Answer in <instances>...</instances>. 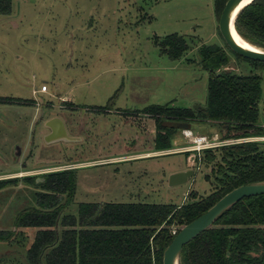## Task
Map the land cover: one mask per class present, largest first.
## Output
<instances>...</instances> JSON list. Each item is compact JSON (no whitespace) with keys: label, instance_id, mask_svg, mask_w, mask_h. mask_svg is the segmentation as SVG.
I'll return each instance as SVG.
<instances>
[{"label":"rangeland","instance_id":"rangeland-1","mask_svg":"<svg viewBox=\"0 0 264 264\" xmlns=\"http://www.w3.org/2000/svg\"><path fill=\"white\" fill-rule=\"evenodd\" d=\"M213 3L11 0L10 13L0 15V179L18 180L0 188V230L17 232L0 241V264L21 258V239L28 245L34 233L13 227L38 190L21 179L25 175L73 169L75 188L63 213H75L79 202L179 205L190 192L196 198L211 192L204 179L209 168L195 162L201 152L181 149L190 145L183 128L175 126L170 148L155 149L154 119L142 110L153 104L204 107L201 44L222 47L228 66L242 70L222 40ZM170 33L182 35L188 46L178 59L161 53L156 43ZM257 72L263 92L264 75ZM42 84L46 91L33 92ZM51 114L64 120L72 140L45 141L43 120ZM187 128L220 139L209 122L191 121ZM188 168L193 173L186 181L168 183L171 173Z\"/></svg>","mask_w":264,"mask_h":264},{"label":"trees","instance_id":"trees-1","mask_svg":"<svg viewBox=\"0 0 264 264\" xmlns=\"http://www.w3.org/2000/svg\"><path fill=\"white\" fill-rule=\"evenodd\" d=\"M225 1L214 0L218 16ZM10 11L11 0H0V15ZM234 28L249 43L264 49V0L244 5L234 18ZM156 43L171 59L180 58L188 47L177 33L164 35ZM228 51L244 65L242 70L228 66L231 59L222 47H197L207 72L203 109L153 104L142 110L154 119L155 149L170 148L176 124L187 123L189 127L191 121L217 125L221 140L250 138L202 149L195 157L197 166L209 168L204 174L212 189L208 195L196 198V193L190 192L188 200L179 205L79 202L75 213H63L75 188L73 169L23 176V181L38 190L32 193L34 203L16 214L13 227H31L34 233L28 245L21 239L22 249L17 251L21 258H7V262L162 264L163 250L173 236L172 226L179 229L238 185L263 182L264 140L253 138L264 136V91L262 75L257 72L262 70L264 75V62ZM17 180L0 179V188ZM16 232L1 229L0 241L14 239ZM178 264H264V193L243 197L221 212L209 227L182 246Z\"/></svg>","mask_w":264,"mask_h":264},{"label":"water","instance_id":"water-1","mask_svg":"<svg viewBox=\"0 0 264 264\" xmlns=\"http://www.w3.org/2000/svg\"><path fill=\"white\" fill-rule=\"evenodd\" d=\"M241 0H226L224 6L218 17V30L219 33L228 46V48L234 53L264 62V49L253 45V48L244 47L238 43L231 34V29H234V18L238 11L246 4L237 8ZM237 8V9H236ZM236 31V30H235ZM240 36V35H239ZM241 37V36H240ZM242 38V37H241ZM194 110L203 109L200 104H194L192 107ZM43 114V111H42ZM41 114V116H42ZM44 125L47 128L45 134L46 142H56L60 140H72L73 137L69 136L66 130L65 123L59 115H50L44 120ZM177 127L187 128V123L176 124ZM193 173L191 168L173 172L168 177V183L170 185L186 181ZM264 193V181L253 182L238 185L231 190L224 193L218 198L207 210L193 218L189 222L182 225L178 231H176L169 243L162 253V264H178V254L184 244H186L195 235L209 227L214 220L228 208L231 204L240 200L243 197L253 196Z\"/></svg>","mask_w":264,"mask_h":264},{"label":"built area","instance_id":"built-area-1","mask_svg":"<svg viewBox=\"0 0 264 264\" xmlns=\"http://www.w3.org/2000/svg\"><path fill=\"white\" fill-rule=\"evenodd\" d=\"M45 89H46L45 85L42 84L39 89H34L33 92L36 93L37 91H45ZM182 133L185 137L189 139L190 145H188L185 148H181V149L188 150V151H194L197 153L200 152L202 149L210 148V147L217 146L220 144L232 143V142L250 139V138H237V139L229 138V139L221 140V139H218L217 136L208 137L204 134H194L190 130V128H183ZM256 138L264 139V136L254 137L253 139H256Z\"/></svg>","mask_w":264,"mask_h":264},{"label":"bare ground","instance_id":"bare-ground-1","mask_svg":"<svg viewBox=\"0 0 264 264\" xmlns=\"http://www.w3.org/2000/svg\"><path fill=\"white\" fill-rule=\"evenodd\" d=\"M251 0H241L237 6V8H239L240 6L244 5V4H247L249 3ZM236 8V9H237ZM231 34H232V37L240 44H242L244 47H247V48H253L254 46L249 43L247 40L241 38L239 36V34L234 30V29H231Z\"/></svg>","mask_w":264,"mask_h":264},{"label":"flooded vegetation","instance_id":"flooded-vegetation-1","mask_svg":"<svg viewBox=\"0 0 264 264\" xmlns=\"http://www.w3.org/2000/svg\"><path fill=\"white\" fill-rule=\"evenodd\" d=\"M64 121V120H63ZM65 123V122H64ZM65 126H66V124H65ZM66 130H67V127H66ZM23 159H24V157H23ZM19 162H21V166L24 168L25 167V163L22 161V158L20 159V161ZM26 176V175H25ZM1 179H5V178H1ZM37 180L39 179V178H36Z\"/></svg>","mask_w":264,"mask_h":264},{"label":"crops","instance_id":"crops-1","mask_svg":"<svg viewBox=\"0 0 264 264\" xmlns=\"http://www.w3.org/2000/svg\"><path fill=\"white\" fill-rule=\"evenodd\" d=\"M45 91H46V89H45ZM52 115V114H51ZM50 116V115H49Z\"/></svg>","mask_w":264,"mask_h":264}]
</instances>
